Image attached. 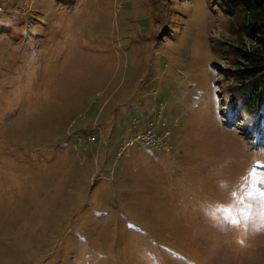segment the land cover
Returning a JSON list of instances; mask_svg holds the SVG:
<instances>
[{"label":"rangeland","instance_id":"obj_1","mask_svg":"<svg viewBox=\"0 0 264 264\" xmlns=\"http://www.w3.org/2000/svg\"><path fill=\"white\" fill-rule=\"evenodd\" d=\"M211 37L204 0H0V264H264Z\"/></svg>","mask_w":264,"mask_h":264},{"label":"trees","instance_id":"obj_2","mask_svg":"<svg viewBox=\"0 0 264 264\" xmlns=\"http://www.w3.org/2000/svg\"><path fill=\"white\" fill-rule=\"evenodd\" d=\"M230 19L235 38H213L219 92L231 124L238 121L248 139L264 137V0H204ZM247 40L252 44L247 46Z\"/></svg>","mask_w":264,"mask_h":264},{"label":"snow or ice","instance_id":"obj_3","mask_svg":"<svg viewBox=\"0 0 264 264\" xmlns=\"http://www.w3.org/2000/svg\"><path fill=\"white\" fill-rule=\"evenodd\" d=\"M255 176H256V172H255V169H253V171L250 173V177L254 179ZM261 183L264 184V181H261ZM262 192H264V190H262ZM234 195H235V194H234ZM252 195H253L252 192H249V193H248V196H249V197H251ZM249 207H251V205H249ZM225 210H228V209L225 208ZM231 223H233V224H239V221H235V220H234V221H231Z\"/></svg>","mask_w":264,"mask_h":264}]
</instances>
